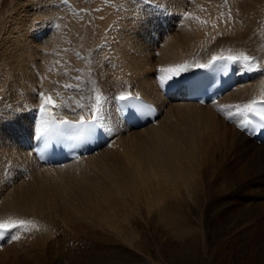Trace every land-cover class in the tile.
<instances>
[{
  "label": "bare ground",
  "instance_id": "6f19581e",
  "mask_svg": "<svg viewBox=\"0 0 264 264\" xmlns=\"http://www.w3.org/2000/svg\"><path fill=\"white\" fill-rule=\"evenodd\" d=\"M145 1L141 8L130 5L150 21ZM32 2L6 19L0 40V91L5 89L0 99V222H31L26 226L30 232L11 229L0 247V264H111L107 245L95 244L99 233L89 223L107 218L121 201L125 213L130 208L140 216L141 201L148 214L154 209L155 216L169 221L199 219L204 233L224 236L252 228L264 211L258 207L264 200V142L244 132L249 114L244 106L264 100V0H160L174 13L164 18L169 32L157 23L143 26V19L144 24L121 34L113 30L115 2L87 0L83 10L64 0H51L47 8ZM57 12L71 20L96 13L102 25L112 23L104 37L115 34L116 40L110 37L116 41L113 51L92 46L79 51L74 32L88 28L67 18L58 23L59 17L49 16ZM43 15L48 17L39 21ZM56 48L64 50L63 58L55 56ZM226 52L250 57L237 62L244 69L235 86L206 105L187 101L181 77ZM184 64L186 71L161 83L165 73L160 69ZM41 94L56 101L44 113ZM132 94L154 102V122L138 128L128 124L117 99ZM97 95L102 107L96 115L104 130L100 143L64 166L41 165L33 153L34 137L54 117L91 119ZM231 197L241 199L245 213L236 216L234 205L240 202ZM125 213L127 225L120 224L118 237L133 233L135 240L140 230ZM81 218L88 228L84 248L65 244L58 233L63 220ZM9 238L17 243L7 244Z\"/></svg>",
  "mask_w": 264,
  "mask_h": 264
},
{
  "label": "rangeland",
  "instance_id": "374dc122",
  "mask_svg": "<svg viewBox=\"0 0 264 264\" xmlns=\"http://www.w3.org/2000/svg\"><path fill=\"white\" fill-rule=\"evenodd\" d=\"M31 1H34L36 5L39 3V6L43 8H47V5L48 7L53 6V3H48L51 0H0V40L1 35L3 36L6 34V32H4L6 29L4 27L6 25V19H8L10 15L12 16L13 14H15L17 8H23ZM65 1H70L73 5H75L74 8L77 7L79 10H81L78 7L77 3L72 2L71 0ZM78 1L80 2L79 4H83V0ZM133 1L136 4L130 3V0H108V3L111 2L110 5H113L114 2L116 3V7L112 6L113 11L117 13V25L116 29H113L115 30V32L120 31L119 34L123 32L126 33L127 28L134 27V29L132 28V30H135L136 26L139 27L140 24L142 25L144 23L145 24L143 26H149L150 28L155 27V24L157 23L159 24V26L161 25L169 32L168 26L166 27V23L163 24V22L170 19L171 15L174 14L173 11L170 12L169 10H167L169 8L164 7L163 3L160 2V0H153L154 2L150 0L145 1L144 4L148 6L152 19L149 21L144 19L143 17L145 22L142 23L143 19L141 18L143 15L141 14V11L139 12L137 8L130 4H133L137 7L139 6V8H141L140 4L143 0ZM54 2L57 3L59 2V0H54ZM159 2L162 4H159ZM190 2H188V4H193ZM83 6L88 7V2H85ZM130 7L134 8L133 12L127 11V8L129 9ZM93 8H95L94 4ZM93 10L95 12V9ZM129 12L132 13L129 14ZM95 14L96 13H94V15ZM53 15L55 17H59V19L57 20L58 23H60L61 20L64 21V18H69L68 14H61L65 17L60 18L61 15H59L58 12L49 14L50 17H52ZM94 15H89L86 20L68 19V22L70 24L78 22L84 23L83 27L88 28L87 33H85L82 29L77 30L78 33L74 32L75 37L73 36L72 32V36L74 37V43L77 45L76 48L82 52H85V50L87 51L88 46H92L94 48L96 47L95 49H104L107 53H109L113 51V42H116V38L115 34L111 33L112 36L110 35L106 39L104 37V33L107 34L109 32V30L112 28V23L108 24L107 26H104L98 21L97 17H94ZM166 16L168 17V19H164ZM184 16L185 14H183L182 17ZM45 17L48 16H39L38 19H40L39 21H43L45 20ZM147 22L149 23V25ZM150 28L146 29L150 30ZM68 29L69 28L67 26L64 27V31H69ZM145 33L146 31L144 29V31L140 32V36L143 38ZM110 37L114 38L115 40L112 38L110 39ZM56 49L57 51L55 56H57V58H63L64 50L60 48ZM109 56L111 55L109 54ZM7 82L8 81L5 80L3 81V84L5 85V83ZM4 92L5 89L0 91V99L2 98V95L4 96ZM72 100L74 101V99ZM3 108L7 109V107ZM12 122L13 121H7V124L11 125ZM231 199L236 202L237 200H241L240 198L236 199V197H231ZM239 202L240 203L238 204L240 206L237 203V205H234V208L237 211L236 216H240L241 212H246L245 209L241 208L242 202ZM258 202L260 204L258 207L261 206L260 210L264 209V200H259ZM140 203H142L140 204L142 210H139L141 213L140 216H138V214H136L130 208V211H126V213L128 212L127 215L124 211L126 206L121 201L120 204L115 207L112 212H110L107 218L101 220L91 219L89 223V229H93V231H97L99 233L98 238H95L93 236L95 244L99 247L100 241H103V243L107 245L106 251L108 252H106V254H108L106 255V258L111 259V264H119L121 262L123 264H264V211L258 221L257 219L253 218L255 221V223L253 224H255L256 226L253 225V227L251 226L252 228L250 229L247 228L244 231L220 236L217 233H204L203 222L199 219H195L192 221H169L159 216H155V214L153 213L154 209H152L151 214H148L146 203L145 205L141 201ZM123 212L128 217H131V225L136 226L140 230V234L135 238V240L133 239V233H130L127 238L123 236V238L119 239L118 237L120 231V224L125 222V216H123ZM144 220L148 223H146ZM124 225H127V223H124ZM85 230H88V228L86 227V220L84 221L81 218L80 221L63 220V224L60 226V230L58 233L60 234V238H62V240L66 242L65 244L69 246L78 244L77 246L84 248V244L86 242L84 235V233L86 232ZM28 231L30 232L31 230L28 229ZM110 237L112 240H110ZM116 239H119L118 243L116 242ZM14 243H17V241ZM117 248L120 250H118Z\"/></svg>",
  "mask_w": 264,
  "mask_h": 264
},
{
  "label": "snow or ice",
  "instance_id": "6c2138e0",
  "mask_svg": "<svg viewBox=\"0 0 264 264\" xmlns=\"http://www.w3.org/2000/svg\"><path fill=\"white\" fill-rule=\"evenodd\" d=\"M222 60H227V61H232L233 63L239 62L243 60L245 63H247L250 60V57L244 56L241 54L240 56H228V57H223V56H213L212 60L209 62V64H200L197 65L198 67H209L215 64L217 61H222ZM225 67L224 64H219L218 65V70H223ZM187 70V65H176L174 67H168V68H162L160 71L162 73H165L164 76L161 77V83H167L169 80L173 79L174 77L178 76L182 72ZM41 98L43 100V103L40 108V112L44 113L45 111L48 110L49 106H55V102L53 101L51 96H44L41 94ZM121 100L127 99V97L121 95L119 97ZM95 103L96 107L92 109L91 113V119L85 120L83 116L80 117L79 124L78 125H73L75 127L79 128L81 136L85 135L86 133L90 132L92 130V127H94L97 124L98 117L96 115L97 112L101 110L102 107V102H101V97L97 95L95 97ZM245 110L247 112H254L255 109L253 107V104H247L244 106ZM64 124H68L69 121L65 120L63 121ZM30 221H24V220H19V221H5V222H0V231H8L9 229L13 228H25L27 229V225L30 224ZM18 239V237H17Z\"/></svg>",
  "mask_w": 264,
  "mask_h": 264
}]
</instances>
